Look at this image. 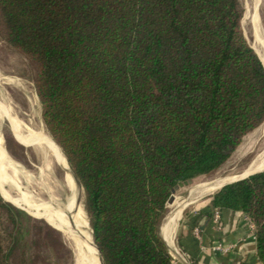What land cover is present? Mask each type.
<instances>
[{"label":"trees","instance_id":"obj_1","mask_svg":"<svg viewBox=\"0 0 264 264\" xmlns=\"http://www.w3.org/2000/svg\"><path fill=\"white\" fill-rule=\"evenodd\" d=\"M241 13L240 0H0V31L32 64L104 264H173L159 233L171 187L218 167L264 124V66ZM1 166L0 192L16 201ZM2 197L0 264L14 251L29 264L32 218ZM206 201L185 213L191 224L214 207L241 210L264 264V170Z\"/></svg>","mask_w":264,"mask_h":264},{"label":"rangeland","instance_id":"obj_2","mask_svg":"<svg viewBox=\"0 0 264 264\" xmlns=\"http://www.w3.org/2000/svg\"><path fill=\"white\" fill-rule=\"evenodd\" d=\"M251 2L252 0H240L242 6L240 28L246 41L253 45L256 40L254 28L248 16L245 15L246 6H251ZM257 11L259 13L261 25L260 39L264 46V0H259ZM33 74L34 71L30 61L18 49L9 44L0 31V100L9 107L10 111L15 114L20 121H25L24 123H26L27 126L33 129L43 128V130L49 134L43 123L40 103L34 91ZM13 133H15L16 136ZM0 142L9 155V158L14 161L16 168L13 176H11L6 171L5 166L2 165V167L0 165L5 174L6 183L12 184L14 187L12 188L5 185L9 189V195L16 201L27 203L32 208V210H30L21 203L6 197L18 204L23 210L27 211L25 214L32 218L30 222L32 245L29 264H74L76 256L74 242L70 237L63 235L60 227L52 220L39 202L47 199L45 184L48 183L49 180L55 181L58 185L57 189L59 190L57 191L59 195H56L58 201H64L66 190L60 189L64 172L63 169L59 168L50 159V168L52 169L50 171L51 176H47L45 171L41 172L39 167L42 166L43 160L45 159L43 149L37 144L32 147L26 145L23 141L21 132L15 127L13 120L3 114H0ZM263 146L264 124L257 130L244 134L229 157L218 167L209 172L198 174L192 177L187 184L175 188L173 191V201L166 204L160 226H162L167 215L179 202H181V200L194 195L202 185L206 184L205 182L209 184L216 178L234 176L241 173ZM82 191L83 188L80 186L82 205L84 206L83 209L86 212L89 222V217L85 208L84 191ZM213 191L214 190L198 195L195 200L185 205L181 214L184 215V213L197 204L207 202V196ZM0 196L2 197L1 194ZM168 250L170 249L168 248ZM10 257L14 264H18V253L16 251H14Z\"/></svg>","mask_w":264,"mask_h":264},{"label":"bare ground","instance_id":"obj_3","mask_svg":"<svg viewBox=\"0 0 264 264\" xmlns=\"http://www.w3.org/2000/svg\"><path fill=\"white\" fill-rule=\"evenodd\" d=\"M258 3L259 0H252L251 6L248 7L246 6L245 15L248 16L249 21L254 28V32L256 36V40L254 41V44L253 45H251L250 43L249 44L255 50V52L259 56L264 66V46L260 39L261 25L259 21L260 20L258 15L259 13L257 11ZM0 114L6 115L11 120H13L15 127L21 132L23 141L25 142L26 145L32 147L33 145L37 144L40 148L43 149L45 159L43 160L42 166L39 167L41 172L45 171L47 176L48 175L49 177L51 176L50 171L52 169L50 168L51 167L50 159L59 168H62L64 171L61 179L62 185L60 187V189L66 190V193L64 195V201L63 202L58 201V197L56 196L59 195V192L57 191L59 190L57 189L58 185L55 181L49 180V182L45 184L47 199L41 200L39 202L44 207V209L49 214V216L52 218V220L60 227L63 235L70 237V239L74 242L76 249L74 264H104L102 256L98 250V247L92 238L88 218L86 212L83 209L84 206L82 205V198H81L82 196L79 189L80 184L78 185V182L73 178L67 160L65 159L63 153L60 151L59 147L49 136L50 134L48 135V133L45 132L43 128L33 129L27 126V124L24 123L25 121L24 122L20 121L15 116V114H13L10 111L9 107H7L1 100H0ZM13 134L15 135V133ZM17 136L20 138L18 134ZM0 161H1L0 163H2L3 166H5L6 171L11 176H13V173L16 171L15 163L9 158V155L7 154L1 142H0ZM263 168H264V146L260 151H258L254 159L251 162H249L248 166L238 175H242L247 172L257 169H263ZM234 176L219 177L216 178L215 180H212V182H210L209 184L205 182L206 184L203 183L204 185H202V187L199 190H197L194 195L189 196L184 200H181V202H179L178 204V207L172 209V211L165 218L162 226H160V231L162 236L168 239L171 238L175 220L177 218L178 213H180V210L184 205H187L190 202H192L198 195L200 194L202 195L203 193H207L214 190L219 183ZM4 198L14 203V201L6 197ZM43 218L46 219L45 217ZM170 249L173 250L174 249L173 246Z\"/></svg>","mask_w":264,"mask_h":264},{"label":"crops","instance_id":"obj_4","mask_svg":"<svg viewBox=\"0 0 264 264\" xmlns=\"http://www.w3.org/2000/svg\"><path fill=\"white\" fill-rule=\"evenodd\" d=\"M206 204L202 202L193 206L189 210L191 215ZM184 207L177 215L171 238L163 237L159 232L169 245L168 248L176 247L187 261L171 253L173 264H261L255 252L251 221L244 212L218 208L220 216L217 221L212 218V214L207 217L201 215L196 223L191 224L189 217L185 213L181 214ZM193 226H198L197 234H194ZM216 244L219 247L212 248Z\"/></svg>","mask_w":264,"mask_h":264},{"label":"water","instance_id":"obj_5","mask_svg":"<svg viewBox=\"0 0 264 264\" xmlns=\"http://www.w3.org/2000/svg\"><path fill=\"white\" fill-rule=\"evenodd\" d=\"M250 45V44H249ZM251 47V46H250ZM258 56V55H257ZM259 57V56H258ZM260 59V58H259ZM263 65V64H262ZM49 135V134H48ZM51 138H52V140L55 142V144L59 147V149H60V151L63 153V155H64V157H65V159L67 160V162H68V165H69V168H70V172H71V174H72V176H73V178L80 184V182H79V180L77 179V177H76V175H75V173H74V171H73V168H72V166H71V164H70V162H69V160H68V158H67V155L65 154V152H64V150L62 149V147L60 146V144L51 136V134L49 135ZM260 170H264V168L263 169H257V170H253V171H250V172H247V173H245V174H242V175H235L234 177H231V178H229V179H227V180H224V181H222L221 183H219L217 186H216V188L215 189H217L218 187H220L221 185H223V184H225V183H228V182H231V181H234V180H237V179H239V178H242V177H244V176H246V175H248V174H250V173H253V172H255V171H260ZM191 180V178H187V179H183V180H180V181H178L176 184H174L172 187H171V189H170V194H169V196H168V198H167V203H171L172 201H173V198H174V195H173V191L175 190V188H177L178 186H182V185H185V184H187L189 181ZM80 186H81V184H80ZM214 189V190H215ZM211 192V191H210ZM195 200V199H194ZM90 230H91V227H90ZM160 232V231H159ZM91 234H92V232H91ZM161 235V234H160ZM162 237V236H161ZM92 238H93V236H92ZM162 239H163V237H162ZM94 240V239H93ZM164 240V239H163ZM167 245V244H166ZM101 254V253H100Z\"/></svg>","mask_w":264,"mask_h":264},{"label":"built area","instance_id":"obj_6","mask_svg":"<svg viewBox=\"0 0 264 264\" xmlns=\"http://www.w3.org/2000/svg\"><path fill=\"white\" fill-rule=\"evenodd\" d=\"M219 216H220L219 209H218L217 207H214V208H213V212H212V218H213L215 221H217L218 218H219ZM251 227H252V230H253V225H252V223H251ZM192 230H193L194 234H197L198 231H199V228H198V226H193ZM253 236H254V234H253ZM218 247H219V244L212 245V248H218ZM171 251H172V252H171ZM171 251L169 250L170 254H171V253H172V254H175V255L179 256V258H181L182 260L186 261L184 254L181 253V252H179V251L177 250L176 247H174V249L171 250ZM171 256H172V255H171ZM186 262H187V261H186ZM172 263H173V257H172Z\"/></svg>","mask_w":264,"mask_h":264}]
</instances>
